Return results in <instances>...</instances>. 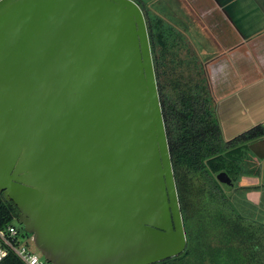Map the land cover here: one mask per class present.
Here are the masks:
<instances>
[{"label": "water", "instance_id": "obj_1", "mask_svg": "<svg viewBox=\"0 0 264 264\" xmlns=\"http://www.w3.org/2000/svg\"><path fill=\"white\" fill-rule=\"evenodd\" d=\"M217 179L234 187L225 172ZM0 193L50 264L184 253L147 23L133 0H0Z\"/></svg>", "mask_w": 264, "mask_h": 264}, {"label": "trees", "instance_id": "obj_2", "mask_svg": "<svg viewBox=\"0 0 264 264\" xmlns=\"http://www.w3.org/2000/svg\"><path fill=\"white\" fill-rule=\"evenodd\" d=\"M133 1L142 9L148 26L187 237L184 253L157 264H264V217H261L264 211L242 199L236 192V198H240L244 206L239 209L232 197L236 191V180L243 171L239 161L244 157L243 149L246 146L241 144L262 138L264 128L259 125L235 140L225 142L214 111L210 88L197 80V70L190 69L186 75L185 70L180 69L183 64H176L177 69H180L177 78L172 84L166 81L168 72L176 68L163 70L160 66L166 58L170 57L173 63L185 60L179 55L174 59L162 51L167 48L163 23L154 18L148 21L146 17L153 0ZM190 62H194L192 57ZM223 172L235 182L230 191L225 190L217 179ZM18 218L17 207L0 193V230ZM3 264L25 263L10 251Z\"/></svg>", "mask_w": 264, "mask_h": 264}, {"label": "crops", "instance_id": "obj_3", "mask_svg": "<svg viewBox=\"0 0 264 264\" xmlns=\"http://www.w3.org/2000/svg\"><path fill=\"white\" fill-rule=\"evenodd\" d=\"M164 5L168 16L188 22L185 44L204 57L225 140L264 128V0H165Z\"/></svg>", "mask_w": 264, "mask_h": 264}, {"label": "rangeland", "instance_id": "obj_4", "mask_svg": "<svg viewBox=\"0 0 264 264\" xmlns=\"http://www.w3.org/2000/svg\"><path fill=\"white\" fill-rule=\"evenodd\" d=\"M164 1L165 0H162V2L160 3L154 0L151 1L150 12L148 15H146L148 21H152V19L154 18L156 20L159 19L163 23L162 29L165 33L164 39L165 37L167 39V48L162 51H166V54H169L174 59H176L179 55L183 58V60H185V63L190 62L191 57L195 60H198V56L196 55L195 51L192 50V45L185 44V36L188 30V26L185 25V23L187 24L188 22H183L182 20L179 21L178 19L172 18V16H168L169 14H166L167 7L166 5H164ZM155 11H159L164 16L160 15L158 17L156 15L155 17L157 18L153 17L152 15L155 14ZM168 58L170 57H167L166 59ZM203 60L204 57L200 56L199 62L203 63ZM186 65L189 64L186 63ZM163 66L166 69H172L176 67L172 71L168 72V78L166 80L170 84H172L173 80L177 78L180 69H177L178 67L176 65H173L172 68H169V65L167 63ZM241 145L246 146L243 149L244 157L243 159H241V162L239 161V166L243 171H241V175L237 178L236 183L234 182V189L236 191L234 190L235 192H233V202L237 207H239V209H242L241 206L243 205L241 203V199L236 198V192H238L239 196H241L242 199L250 201L251 204H253L255 207H258L260 209L262 208L264 211V136L262 138H255L250 142H244ZM238 188H242L243 190L239 189L240 191H238ZM11 224L15 229L19 231L17 246L20 249L23 247L26 248L28 253L39 254L34 244V236L27 233L17 219L14 220Z\"/></svg>", "mask_w": 264, "mask_h": 264}, {"label": "built area", "instance_id": "obj_5", "mask_svg": "<svg viewBox=\"0 0 264 264\" xmlns=\"http://www.w3.org/2000/svg\"><path fill=\"white\" fill-rule=\"evenodd\" d=\"M19 231L12 224L0 230V264H3L9 252L15 253L25 264H50L39 254L28 253L26 248L17 246Z\"/></svg>", "mask_w": 264, "mask_h": 264}, {"label": "flooded vegetation", "instance_id": "obj_6", "mask_svg": "<svg viewBox=\"0 0 264 264\" xmlns=\"http://www.w3.org/2000/svg\"><path fill=\"white\" fill-rule=\"evenodd\" d=\"M197 55V54H196ZM198 56V60H195L194 59V62L192 63H190V62H187L189 65H186V63H185V61L184 62H182V63H179V61H176V63H173V61L170 59V58H168L167 60H165V63L164 64H168L169 65V68H172L173 67V65H176V64H179V65H181V64H183L182 65V67L180 68L181 70L183 69V70H185V73H186V75L188 74L187 72L190 70V71H192V70H197V72H198V76H199V78L197 79V80H201L200 82H204L207 86H209V88H210V91H211V97H212V100H213V106H214V111H215V114H216V117H217V103H216V100H215V97H214V94H213V90H212V85H211V77H210V75H209V71L208 70H206V67H205V65L203 64V63H201V62H199V58H200V56L199 55H197ZM153 57V56H152ZM193 59V58H192ZM181 61V60H180ZM153 64H154V70L156 69V67H155V63H154V60H153ZM163 64V65H164ZM163 65H161L160 67L163 69V70H165L166 68L163 66ZM184 67H187V68H184ZM168 70V69H167ZM155 76H156V70H155ZM156 81H157V76H156ZM182 81H184V79L183 80H181L180 82H182ZM157 87H158V83H157ZM158 92H159V89H158ZM159 97H160V95H159ZM218 119V118H217ZM167 132V131H166ZM223 134V133H222ZM237 138V137H236ZM236 138H233V139H231V140H225V138L223 137V139H224V141L225 142H230V141H232V140H235ZM168 139V138H167ZM236 147V146H235ZM233 149H234V147H233ZM171 155V154H170Z\"/></svg>", "mask_w": 264, "mask_h": 264}]
</instances>
